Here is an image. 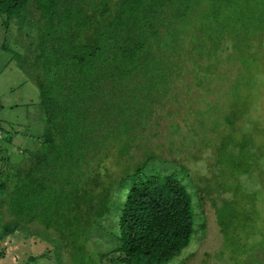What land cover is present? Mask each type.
<instances>
[{"label":"trees","instance_id":"trees-1","mask_svg":"<svg viewBox=\"0 0 264 264\" xmlns=\"http://www.w3.org/2000/svg\"><path fill=\"white\" fill-rule=\"evenodd\" d=\"M1 13L25 42L32 30L44 132L0 182V237L46 226L58 261L63 248L72 264H173L193 233L185 180L200 204L218 197L219 264H264V191L243 181L263 153L239 95L264 63V0H0ZM112 212L117 245L97 251L89 234Z\"/></svg>","mask_w":264,"mask_h":264},{"label":"rangeland","instance_id":"rangeland-1","mask_svg":"<svg viewBox=\"0 0 264 264\" xmlns=\"http://www.w3.org/2000/svg\"><path fill=\"white\" fill-rule=\"evenodd\" d=\"M24 30L29 32L26 42L18 32L15 19L12 20L5 13L0 14V182L6 174L13 175L14 167L28 156L29 150L39 147L44 132L38 87L33 77L25 71L31 68L34 62L37 54L36 42L30 48L32 30ZM26 44L29 47V56H26ZM248 77L247 86L239 92L242 96L240 105L246 110L244 125L252 130L251 135L260 147V153H263L261 162L264 164V63L259 64L257 69L254 67ZM167 166V169H171L170 164ZM152 167L160 170L164 168L157 162H154ZM253 175L243 177L245 185L250 189L264 191V173L254 172ZM10 179L12 178L8 176L11 182L13 179ZM10 182L6 189L8 193L12 189ZM184 183L192 201L193 233L188 246L172 263L219 264L221 236L215 209L210 200V197H218L210 194L204 197L203 203L200 204L192 185L185 180ZM5 196L6 192L4 195L0 189V198L5 199ZM119 196V190L116 188L112 197L119 201ZM9 212L7 204H0V235L3 224L12 218ZM112 213L96 224L97 227L89 234L90 247L97 251L105 252L117 245L113 235L115 229L110 227L113 226L110 218L116 217V212ZM39 229L20 226L14 232L0 237V264H72L63 248L60 249L61 261L56 259V253L57 258L59 257V239L53 229L46 226H40Z\"/></svg>","mask_w":264,"mask_h":264}]
</instances>
